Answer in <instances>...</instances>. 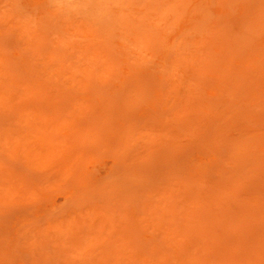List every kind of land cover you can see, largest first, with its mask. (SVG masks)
<instances>
[{
  "label": "rangeland",
  "instance_id": "374dc122",
  "mask_svg": "<svg viewBox=\"0 0 264 264\" xmlns=\"http://www.w3.org/2000/svg\"><path fill=\"white\" fill-rule=\"evenodd\" d=\"M0 264H264V0H0Z\"/></svg>",
  "mask_w": 264,
  "mask_h": 264
}]
</instances>
